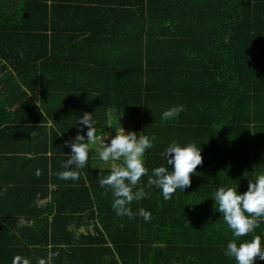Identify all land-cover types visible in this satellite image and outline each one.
Returning a JSON list of instances; mask_svg holds the SVG:
<instances>
[{"label":"trees","instance_id":"obj_1","mask_svg":"<svg viewBox=\"0 0 264 264\" xmlns=\"http://www.w3.org/2000/svg\"><path fill=\"white\" fill-rule=\"evenodd\" d=\"M52 1L0 0V95L26 98L17 101L0 99V109L3 112L7 109V114L19 113L26 106H33V99L27 94L40 93L43 96L42 109L54 123V128H49V154L44 149L42 155L33 160L44 161L41 171L48 174L49 170V185L57 186L49 189V224L45 223V218L41 223L38 219L35 239L38 242L31 254L38 256V261L31 263L40 264V259L48 253L46 244L43 246L39 241L49 234V254L54 258L51 264H161L160 258L166 248L156 244L158 234L153 228L151 234L143 238L140 224L143 217L139 214L141 208L153 215L156 213L151 204L144 206V199L151 198L154 203L164 201L160 188L147 186L152 169L166 166L162 155L166 147L159 146L157 142H169L174 136L201 147L203 163L193 173L195 178L191 177L194 183L196 178L202 179L203 174H208L211 167L233 170L234 149L226 148L225 132L221 127L246 125L248 128V124L257 125L264 120L255 113L264 104V0H142L134 10L121 9V12L131 14L128 18L79 20V27L72 29L90 30L92 33L80 40L74 35L59 42L55 39L59 32L52 22V9L56 5ZM79 7L87 9V6L70 7L65 12L78 14L74 9L79 10ZM83 10L79 11L86 12ZM161 45L165 50L157 52ZM89 46H97L98 51L71 50L76 47L84 50ZM171 50L177 56L194 54L195 62L207 59L230 63L227 88L218 84L224 76L215 72L208 75L206 68L205 71L199 70L204 72L202 76L206 74V82L195 86V91L205 93H221L223 88V96L219 97L217 105L221 110H229L230 115L181 116L169 119L171 124H164L168 121L157 116L150 103L157 101V94H151L155 92H151L153 88L149 80L152 73L149 70L157 67L158 54ZM76 73L81 76V84L67 86V81L62 85L53 82L72 79L70 77ZM211 78L216 83H212ZM102 79L111 83L85 85ZM119 79L127 80L128 85L118 82ZM3 103L7 104L6 107H1ZM16 103H22V106L10 112L8 109ZM239 107L246 109V116L235 114ZM110 108L130 109L134 129L150 138L155 137L154 146L147 149L144 156L149 173L138 185L145 188L148 196L131 203L133 218L118 216L112 207L111 189L100 186V178L109 175L110 170L100 171L98 184L88 176L85 167L77 170L79 178L76 180L58 178L64 169V161L71 153L64 141H72L77 134L86 137L87 127L80 124L79 118L85 112L92 113L96 134L103 133L107 129V110ZM66 110L76 111L69 127L60 121L68 119ZM203 110L199 106V112ZM57 139L63 141V149L55 147ZM23 159L32 162L29 158ZM81 172H84V177ZM43 187L35 189L42 192L46 189ZM65 201L70 202L68 208L62 207ZM81 201L83 205H80ZM129 220L136 221L137 226L130 227L126 223ZM90 221L98 236H83L77 232L83 222ZM175 222L171 223L176 225L175 230L186 228L194 231L190 215L183 213ZM99 237L105 243L102 246L93 241ZM107 241L111 246L106 244ZM13 250L6 251L1 264L7 261L12 264ZM20 251L28 256V250Z\"/></svg>","mask_w":264,"mask_h":264},{"label":"crops","instance_id":"obj_2","mask_svg":"<svg viewBox=\"0 0 264 264\" xmlns=\"http://www.w3.org/2000/svg\"><path fill=\"white\" fill-rule=\"evenodd\" d=\"M52 2L56 4L52 9V22L59 32L55 38L56 42H59L61 39L74 35L77 40H80L92 33L90 30L72 29L75 26L79 27V20L102 19L104 17L107 19L128 18L131 14L121 12V9L134 10L136 8L134 6L142 0H53ZM78 6H87L86 10L79 7V10L86 12L81 13L78 8L74 9L78 11V14L65 12L71 9L70 7ZM66 7L67 9L64 10ZM106 10L112 12H104ZM120 15L121 17H119ZM65 50H68V48ZM71 50L96 52L98 47L89 46L84 50L76 47L71 48ZM161 50H165L163 45L158 48L157 52H162ZM172 50L166 54H158L160 56L156 58V61H159L157 67L149 70L152 73L149 80L153 88L151 92H155L151 94H157V101H150L155 109V114L162 117L163 112L168 108L183 105L184 110L175 118L181 116L194 118L197 115L208 117L230 115L229 110H221L218 107L219 97L223 96V88H221V93L198 92L197 89L195 91V86H200L206 82V74L209 75L214 72L216 75L221 74V76H224L218 84L221 83L222 87L227 88L230 77L228 76L230 63L207 59L195 62L196 56L194 54L188 53L177 56L173 54L174 51ZM155 70L156 74H154ZM199 70L205 71V76H202L204 72ZM70 78L72 79L53 82L62 85L63 82L67 81V86L82 83L81 80L79 81L81 76L77 73ZM114 82L115 80L112 83ZM118 82L128 85V81L125 79H119ZM211 82L216 83V80L211 78ZM110 83L111 81L102 79L85 83V85L104 86ZM27 97L33 99L31 108L26 106L24 110L16 114H7V109L6 112L0 109V264L6 255V251L11 249H14L12 259L20 255L22 258L28 259L30 264H35L31 262L38 261V256L35 254L31 256L38 242L35 241L37 236L36 225L39 223L38 219L41 223L44 218L45 223L49 224V217L51 216L49 215L51 212V209H49V189L53 190L57 186L56 184L49 185V170L48 174L41 171L44 161L35 160L33 162L36 156L42 155L41 152L44 149H46L47 155L49 154V128L51 126L54 128V123L47 117L46 111L42 109L41 99L43 96L40 93L35 95L29 93ZM0 99L17 101L26 98L1 94ZM49 99L51 100V98ZM6 105V103H3L1 107H6ZM261 105L264 106L263 103ZM20 106H22V103H16L14 107L8 110L13 112L16 107ZM199 106L204 109L202 113L199 112ZM263 106L258 107L255 111L258 118L264 117ZM66 111V118L68 119L65 121L60 119V121L66 127H69L76 111ZM42 114L43 118H41ZM235 114L240 117L246 116V109L239 107L235 110ZM149 116L153 115L149 113ZM107 117V129L103 133L97 134L98 141L106 136L104 142L110 143L111 138L116 134V128L121 126L125 132L135 131L139 135L140 131L135 130L132 126L130 109L110 108L107 110ZM4 120L8 121L4 122ZM167 121L164 124H171L170 120ZM221 129L225 132L223 137L225 138L226 148L234 149L233 161L235 162L231 164L233 170L236 167L234 171L229 170L227 167L225 169L211 167L208 174H203L202 179L196 178V183L191 180L190 187L184 189V191L178 189L168 200L164 199V201H158L157 203L152 202L151 198L143 200L144 206L149 207L151 204V209H155L156 213L155 215L151 214L150 220L146 221L143 218L140 222L142 235L146 239L148 234H151V228L157 230L155 231L158 234L156 244L164 247V249L166 248L165 253L160 258L161 264H237L234 258L225 255L227 244L236 238L224 221L223 215L216 209L218 205H215L213 196L221 186H238L237 190L243 193L247 190L249 179L254 180L258 173L264 171V120L257 125L250 123L248 128L246 125H228L222 126ZM166 138H169V136ZM173 140L182 145L187 144V142L174 136L170 137L169 142L159 140L157 144L167 147ZM66 145L67 148L71 149L70 144ZM55 147L63 149V141L55 140ZM102 147L103 145L99 142L90 145L91 151L84 166L88 176L94 178L93 182L95 184H98L97 178L102 174L101 170H110L112 163H119L109 162L106 164L103 162L99 158V150ZM24 157L29 158L32 162L25 161ZM211 172L215 173L211 174ZM81 175L84 177V172H81ZM194 175L191 174V177L195 178ZM59 180L63 179L59 178ZM234 180L240 185H236L237 183L233 182ZM243 181L245 182L243 183ZM43 186L46 188L45 191L38 192L35 189L44 188ZM69 204L70 202L65 201L62 203V207L68 208ZM80 205H83V201L80 202ZM183 213L186 216L190 215L194 231L186 228L175 230V220L181 218ZM172 222L174 224H171ZM126 223L132 228L138 224L133 220L126 221ZM77 232L82 233L83 236H98L92 221L83 222L77 228ZM254 235L261 236L262 246H264V220L261 221L259 227L252 234L239 238L237 242L251 239ZM149 237L151 236L149 235ZM46 240H48L47 243ZM93 241L96 242L97 246L105 244L102 242V237ZM39 242L43 246L46 244L45 246L48 249V253L40 261L43 260L44 264H51L54 258L49 254V234L47 238L42 236V241ZM107 242L106 244L111 246L110 241ZM20 250H28V256L22 254ZM104 259L107 260L108 258ZM4 264L11 263L7 261ZM254 264H264V260L257 258Z\"/></svg>","mask_w":264,"mask_h":264},{"label":"clouds","instance_id":"obj_3","mask_svg":"<svg viewBox=\"0 0 264 264\" xmlns=\"http://www.w3.org/2000/svg\"><path fill=\"white\" fill-rule=\"evenodd\" d=\"M184 110L183 105L173 106L165 110L162 120L175 118ZM80 119V124L87 127L86 137L77 134L70 144L71 153L63 163L64 171L58 174L60 179L76 180L79 178L78 169L83 168L91 151L90 145L101 143L99 158L110 166V174L101 177V187H108L114 198L112 207L118 216L133 218L130 207L133 201H139L148 196L144 187H138L142 177L148 175L149 170L144 164V156L147 149L154 146L155 137L137 135L135 131L125 132L124 128H116V134L110 143H105V137L97 140L95 121L92 113L85 112ZM110 126V125H109ZM162 155L166 159V166H158L152 169L148 175L147 186H155L162 190L163 198L168 200L179 189L191 186V174L196 172L203 163L201 147L195 143L180 144L173 140L164 150ZM169 165L172 166L171 170ZM39 174V173H38ZM216 209L223 215L229 229L236 239L231 240L226 247L225 255L234 258L237 264H254L259 258L264 260V246L260 235H254L251 239L237 242L239 238L252 234L264 220V171L258 173L255 179H249L247 190L243 193L233 186L219 187L213 196ZM139 214L147 221L151 219L149 211L140 209ZM12 264H30L26 258L17 255ZM40 264H44L41 260Z\"/></svg>","mask_w":264,"mask_h":264},{"label":"water","instance_id":"obj_4","mask_svg":"<svg viewBox=\"0 0 264 264\" xmlns=\"http://www.w3.org/2000/svg\"><path fill=\"white\" fill-rule=\"evenodd\" d=\"M25 16H27V14H24Z\"/></svg>","mask_w":264,"mask_h":264}]
</instances>
